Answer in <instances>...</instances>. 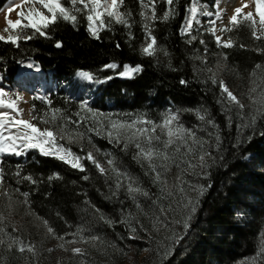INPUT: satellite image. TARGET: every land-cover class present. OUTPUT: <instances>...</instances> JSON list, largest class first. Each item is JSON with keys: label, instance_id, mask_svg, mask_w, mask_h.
Returning <instances> with one entry per match:
<instances>
[{"label": "trees", "instance_id": "obj_1", "mask_svg": "<svg viewBox=\"0 0 264 264\" xmlns=\"http://www.w3.org/2000/svg\"><path fill=\"white\" fill-rule=\"evenodd\" d=\"M8 1L0 0V11ZM202 1L213 4V0ZM125 3L133 9L134 18L139 21L140 17L136 15L139 11L136 0H125ZM189 4L190 0H179L178 15L174 19L155 23L153 34L157 37L158 46L169 53L168 57L159 55L158 60L141 57L138 52L132 50L139 49L144 43V33L139 23L133 25L132 32L135 40L131 42L127 38V29L122 25H115L112 32L106 30L101 32L102 39L99 41L92 39L86 31V21L82 17L78 29H74L66 22H58L51 30V40L36 38L21 42L19 48L0 42V58H2L0 73L6 77V82L9 84L13 81L20 63L27 59H33L57 82L71 80L77 70H87L96 74L101 65L111 61L121 64L129 63L132 66L142 64L144 70L134 80L114 82L118 85L117 98L121 97L120 91L123 88L132 93L134 105L140 106L143 111L151 106L145 104L158 101H170L177 106V110H207L211 118L219 125L223 141L219 154H216L214 149L210 150L216 155H222L224 159L218 160L215 165L207 169V176H201L199 169L196 170V174H192L193 185L194 183L197 187L204 185L205 191L203 196L198 198V207L190 221L191 227L187 233L181 224L176 223L177 220L184 219V214L176 212L173 214L175 223L170 233L161 229L150 234H141L140 226L132 219L131 224L137 227L139 233L135 234L137 239L129 240L127 237L131 233L128 225L117 223L109 227L93 214L91 207L84 203L85 199H88L106 217L115 221L120 220L121 205L115 199H105L108 186L97 172L91 171L90 174L88 172L90 180L83 181L81 179L83 173L71 170L62 162L51 157H43L37 152H29L21 157L12 155L3 157L2 164L7 173L9 191L19 187L21 192H29L30 210L35 214L29 215V209L23 204L18 206L13 214L7 217L9 232L12 231L11 225H14L18 229L14 235H21L26 243L60 241V237L66 235L68 224L80 222V227L93 230L94 235L102 238L104 241L102 249L105 250L107 254L105 257L111 264H116L119 260L118 256L124 251H130L138 257L145 247L148 248L149 253L140 264H241L242 261L257 253L261 234H264V172L257 174L250 170L244 158L248 154H253L260 157L262 163L264 162V119L255 125L254 131L245 129L243 134L237 131L239 121L235 118L232 126H228L221 106L216 102L218 88L211 82H203L207 73L197 74L194 71V68H199L201 65L200 61L193 60L191 57L197 49L198 54L204 55L203 48L198 42H193L192 45L186 44L187 37L179 34L186 7ZM166 9L165 3L157 4V15H162ZM237 39L235 47L221 49V53L227 54L228 61L225 63L229 76L238 84L240 81L236 80V74L244 75L246 71L253 70L257 63L264 64V55L254 50L255 47L264 48V43L258 42L259 44L255 45L254 40L246 34H242L241 38ZM55 41H61L63 47L57 49L54 46ZM116 42L121 44L119 50L115 47ZM129 43L132 45L131 48ZM240 45L245 47L241 48ZM210 46L212 47L213 44ZM181 79L187 80L188 85H181ZM231 79H229L230 82ZM229 85L234 87L231 83ZM49 99L54 107L72 113L74 104L69 101L63 91L52 94ZM39 102L33 100V105L45 106L44 103ZM188 112L194 117L198 136L208 139L207 132L213 130L209 127L207 131H199L201 122L196 118L194 111ZM132 152V147L126 154L117 150V153L123 157L124 163L132 168V171H138L141 186L155 197L156 186L144 176L143 170L138 168L136 162L132 160ZM18 165L22 169V175H31L34 179L43 178L45 182L39 185H33L27 181L17 184L12 173L16 171ZM86 166L90 167L88 163ZM53 173H58L63 180L47 183L46 178ZM175 175L176 172L170 170L167 178L168 188L178 185ZM250 183L256 185L261 191L258 207L254 211L253 220L240 225L236 220V210L243 206V200L248 196V189L244 185ZM209 184L210 188L207 187ZM85 193L87 196L84 195ZM195 197L196 193L193 192L190 198ZM13 198L23 199L18 195ZM146 203L149 204L148 200ZM3 205L4 201H0V207ZM145 206L146 204H143V211H140L142 216L148 213V207ZM124 207L132 213V216L136 214L128 200H125ZM5 215L7 216V211ZM37 216L48 220L49 225L55 230V236L47 234L46 229L35 219ZM78 219H80L79 222ZM173 234L183 235L184 239L179 244H173ZM95 250L102 251L97 247ZM169 250L171 254L165 257V251ZM0 256L7 258V264H19L21 260H24L22 259L24 254L15 251L9 253L0 249Z\"/></svg>", "mask_w": 264, "mask_h": 264}, {"label": "snow or ice", "instance_id": "obj_2", "mask_svg": "<svg viewBox=\"0 0 264 264\" xmlns=\"http://www.w3.org/2000/svg\"><path fill=\"white\" fill-rule=\"evenodd\" d=\"M23 2L30 5L27 12L19 11V18L15 21L6 19L7 27L4 32L9 34L7 36L0 34V42L19 48L21 42L36 38L51 40V30L58 22H66L74 29H78L81 17L86 21V31L92 39L99 41L102 39L101 32L105 30L112 32L115 25H122L127 29V38L131 42L135 40L132 32L133 25L139 23L144 33V43L139 49L133 48L132 50L138 52L141 57L157 60L159 55L168 57L169 53L166 49L158 46L157 37L153 34L155 23L174 19L178 15L177 7L179 5V0H136L139 6L136 15L140 17V20L137 21L134 18L133 9L126 5L125 0H23ZM161 2L167 5V9L158 16L157 4ZM218 2L219 0H213L212 7H217ZM255 4L258 21L252 12L244 14L242 21L238 20L242 8L237 7L234 10L235 14L230 17L229 25L217 27L216 20L221 15L220 11H210L209 5L202 4L200 0H190L179 29V34L182 37H187L186 44L192 45L193 42L198 41L199 44L204 45V55L198 54L199 50L197 49L191 57L193 60L200 61L201 65L199 68H194V71L197 74L207 73L203 82H211L214 87L218 88L216 102L221 106L229 127L234 123V118L239 121L237 131L240 134H243L245 129L254 131L257 122L264 119V88H260L257 83L258 73L261 83H264V64L257 63L250 73L253 86L248 91L250 103L245 105L230 90L225 81L219 78L220 71L224 70L221 64L217 63L215 68L209 66L207 42L199 37L210 34L214 38L217 48L230 49L235 47V42L231 36L224 39V34L232 32L241 24H246L251 30V36L256 41H264V0H255ZM37 5L40 7L38 8ZM15 7L22 8V5L16 4ZM7 11L11 13L13 8L9 7ZM200 17L209 18L206 26L201 24ZM25 20L27 23L22 24V21ZM17 29L18 31H16ZM54 46L60 49L63 47V43L55 41ZM115 47L119 50L121 44L116 42ZM129 47H132L131 43H129ZM240 47L243 48L244 45H240ZM254 50L264 55V48ZM223 59L227 60V54H224ZM27 67L33 68L34 65L29 63ZM143 70L142 64L132 66L129 63L121 64L111 61L101 65L99 71L111 72L112 75L101 78L91 71L77 70L76 76L92 84H103L114 78H135ZM188 83L185 79L180 80L181 85L187 86ZM22 99L23 97L19 94L10 93L0 86V109L6 110L0 111V201H4L3 207H0V249L9 253L15 251L20 254L28 252L33 256L36 255L35 245L26 243L21 235H14L18 232L14 225H11V232L7 230L9 226L7 217L11 216L21 204L29 209V215L34 216L35 214L30 210L29 192H21L19 187L9 191L7 173L2 164L3 157L6 155L21 157L31 151H36L43 157L54 158L69 169L83 173L81 176L83 181L90 180L85 161L93 166L108 186V194L105 199H115L121 205L120 220L115 221L106 217L88 199H85L84 203L91 207L93 214L109 227H113L117 223L128 225L131 233L127 237L129 240L137 239L135 235L137 227H133L131 224L133 216L124 207L125 200L132 201L137 210L143 211L140 197L151 200L154 219L163 228L169 227L168 214L174 212L175 208H182L184 219L177 220L176 223L181 224L187 233L191 227L190 221L198 207V198L203 196L205 186H190L196 193L195 198L187 197L185 186H179L178 202L174 208L172 199L177 196V188H168L166 175L175 166L182 173L191 171L196 174V170L199 169L201 176H207L206 170L215 165L218 160L224 159L222 155H216L221 152L223 144L219 125L211 118L206 109L168 111L157 122L146 114L129 116L128 119L113 118V114L96 110L87 101L81 102L77 111L69 113L65 109L54 107L50 99L42 96L35 98L45 104L42 114L32 115V119L27 120L17 118L23 111L18 107V101ZM31 111H36L35 105ZM183 111H194L196 118L201 122L199 131H207L209 127L213 130L207 132L208 139L198 137L195 126L185 127L181 122ZM94 137L106 140L114 150L119 149L125 154L129 152L130 147H134L135 152L132 159L141 167L144 176L149 177L152 184L159 188L160 195L153 197L148 190L141 186L137 177L118 166L112 152L102 151L93 143ZM73 144L78 145L83 154L73 151L71 147ZM85 144L94 151L86 150ZM210 149H214L216 154ZM98 157H103L104 162L102 163ZM12 175L17 184L27 181L33 185H39L45 182L43 178L34 179L31 175H22L19 165ZM55 180H63V177L58 173H53L46 178V182L49 184ZM207 187L210 188L211 185L209 184ZM121 193L124 194V199L120 198ZM16 195L23 199H14L13 197ZM84 195L87 196L86 193ZM164 201H168V203L165 204ZM5 211H7V216ZM35 219L42 224L47 234L55 236V230L49 225L48 220L38 216ZM140 227L142 228V225ZM84 232V228L77 227L76 232L71 235H78L80 241L93 246L97 243L104 245L101 237L97 235L85 236ZM60 239H63V236ZM183 239V235L173 234V244H179ZM48 251L51 252L52 249ZM72 252L80 257L87 256L86 250L79 247L73 248ZM170 254V250L165 251L164 256L167 257ZM0 264H7V258L0 256ZM241 264H264V234H261L257 253L242 261Z\"/></svg>", "mask_w": 264, "mask_h": 264}, {"label": "rangeland", "instance_id": "obj_3", "mask_svg": "<svg viewBox=\"0 0 264 264\" xmlns=\"http://www.w3.org/2000/svg\"><path fill=\"white\" fill-rule=\"evenodd\" d=\"M222 0H219V2ZM237 2L240 1L239 4H241L240 8H242V12L238 15V20H243L244 14L247 12H252L254 15V18L258 21L259 17L256 15V4L255 0H236ZM202 4L209 5V10L210 11H220L221 15L220 17L216 20L217 27H220L221 25H229V20L230 17L235 14V12H229V11H223L218 7L213 8L211 4L206 3L202 0H200ZM218 2V3H219ZM162 3V2H161ZM16 4H21L22 8H16ZM159 4V3H158ZM166 5V4H165ZM246 5V7H245ZM30 5L25 4L23 0H10L6 6L0 11V34L7 36L9 33H5L4 29L7 27L6 25V19H11L15 21L18 19V12L19 11H25L27 12V9ZM167 6V5H166ZM12 7L13 11L11 13H8V8ZM39 8L40 6L37 5ZM43 10V9H41ZM201 19V24L206 26L207 25V20L209 18L206 17H200ZM23 23H27V21H22ZM11 31V30H10ZM18 31V29L16 30ZM194 35L196 34L195 32L193 33ZM219 34V33H218ZM242 34H246L250 36L254 40L255 45L259 44L258 42H263L264 41H256L252 36H251V30L246 26V24H241L237 29H233L232 32L224 34V39H227L229 36H231L234 40H238L237 38H241ZM259 34V33H258ZM199 38L204 39L207 42V48H208V53H207V59L209 62V66L215 68V65L217 63L221 64L222 71L219 73V77L225 81V83L229 86L230 90L233 91L234 94L238 96V98L245 104L248 105L250 103L248 99V91L249 89L253 86L250 80V73L253 70H248L244 75L236 74V80L240 81L237 83L233 82L232 79L230 78V73L227 70L228 67L226 65L225 61L223 59V53H221L222 48H217L214 42V38L210 34H204L200 36ZM198 42V41H196ZM209 42V43H208ZM210 44H213L211 47ZM203 49L204 45L199 44ZM245 47V45H244ZM243 47V48H244ZM259 47H255L257 49ZM232 49V48H230ZM220 51V52H219ZM210 58V59H209ZM33 64V68H28L27 64ZM98 76L101 78L106 76V75H112L111 72H100L96 73ZM138 75L135 76V78ZM135 78H114L106 83L103 84H92L88 81H85L81 79L80 77L76 76L72 78L71 80L63 81V92L64 94L68 97L69 101L74 104V109L73 111L78 110V105L83 102L87 101L88 104L99 111H102L104 113H111L113 114V118L119 117L120 119H128L129 116L135 117L137 115L141 114H146L149 118L159 122L161 117L168 111H177V106H175L173 103L170 101H158L155 103H147L145 104L146 106L151 105L148 107L146 111H143L140 109V106H136L133 103L132 99V93L128 91L127 89H123L120 91L121 97L117 98L118 96V85H116L114 82H129L134 80ZM231 79V82L229 81ZM242 79V81L240 80ZM4 77L0 74V86H3L7 91L10 93H16L19 94L21 97H23L22 100L18 101V107L20 109H23V111L20 113V115L17 118H22V119H27L31 120L32 115L36 114H42L43 110L45 109V106H43V102L40 99H35L36 97H47L53 92L57 91L58 88L47 76V74L40 68V66L33 60L27 59L20 63V66L18 68V74L13 80L12 84H6ZM229 83L233 84L234 87H230ZM257 83L260 85V88H264V83H261L260 80V74L258 73L257 76ZM259 90V89H258ZM15 98V97H13ZM61 99V98H60ZM33 100L40 101L39 103L42 104V107L35 106L36 111L32 112L33 108ZM144 109V108H143ZM0 111H6L5 109H0ZM72 111V112H73ZM15 115V113H13ZM193 115L190 114L188 111L182 112L181 114V122L185 125L187 128H192L195 124L194 117ZM36 122V121H33ZM260 123V120L257 122V124ZM43 127L44 125H40ZM198 136V134H197ZM199 137V136H198ZM66 143V142H64ZM93 143L99 147L102 151H110L113 153V155L116 157L117 164L120 168L126 169L129 173H131L133 176L137 177L140 180V177L138 175V171L135 172L134 170L132 171L128 165L124 163V159L117 153L118 149H113L111 145L108 144V142L104 139H101L99 137H94L93 138ZM73 151L77 152L78 154H83L80 152V148L78 145L73 144L72 146ZM85 149L86 150H93L91 149L90 146L85 144ZM132 155L135 152L134 147H132ZM31 152H36V151H31ZM131 155V158H132ZM8 156V155H6ZM98 159L101 160V162H104L103 157H98ZM133 160V159H132ZM134 161V160H133ZM135 162V161H134ZM245 164L248 165L249 169L256 172L257 174H262L264 172V166L263 163L260 161V157L257 155L253 154H248L244 158ZM88 162L85 161V165ZM90 165V164H89ZM136 165L138 168L140 167L137 163ZM87 167V166H86ZM90 172H97V170L90 165V167H87ZM141 168V167H140ZM139 170V169H137ZM171 170H174L176 172L177 176L176 178L178 181L176 182V186H172L177 188V196L172 199V204L173 207L175 208L176 203L178 202V188L181 185L185 186V195L187 197H191L193 195L192 187L190 186H195V183L193 185V178H192V172L191 171H186L184 173L181 172V170L177 169L175 166ZM170 172V171H169ZM166 175V180L168 178V174ZM98 174V172H97ZM99 175V174H98ZM149 178V177H148ZM150 179V178H149ZM168 184V183H167ZM246 189H248V196L243 200V203L239 209L236 210V220L240 225H245L249 222H251L254 218V211L258 207V199L260 196V192L257 189L256 185H252L251 183L248 185H244ZM157 188V194L156 196L160 195L159 188ZM171 189V188H170ZM124 194L121 193V199L123 198ZM148 199L144 197H140V203L141 205L146 204L145 207H148V213L142 216L140 214V210H137L135 208V205L132 203V201L128 200L131 206L134 207L136 214L133 215V222L137 224L138 226L142 225V228L140 227L141 234L147 233L150 234L151 232L158 231L163 229L165 232H169L172 230L173 225L175 223L173 214L176 212H181L184 214V211L182 208H175L174 212H170L168 214V223L169 227L168 228H163L160 226L156 220L154 219V212H153V207L151 204V201L148 200L149 204L146 203ZM165 204L168 203V201H164ZM158 215V213H156ZM80 219H78V222ZM80 222L76 224H68L66 226V235L63 236V239H60V241L52 240L48 242H43V243H33V242H28L33 245H35V251L36 255L33 256L31 253L25 252L24 260H21L19 264H111L109 260L105 257L107 254H105V250L102 248L104 245H95L93 246L90 243H84L80 241L78 235H71L72 233L76 232L77 227H80ZM139 233V231H137ZM94 231L92 230H85L84 235H94ZM142 236V235H141ZM70 241H75V242H70ZM106 244V243H105ZM63 245V247H61ZM144 246V245H143ZM82 248L86 250L87 256L86 257H80L78 255H74L72 252L73 248ZM97 249L102 250L101 252H98ZM52 249L51 252L48 250ZM145 249H148L147 247L144 248V250L140 253L138 257H135L132 252L130 251H124L122 254H120L119 260L116 264H140L143 259L148 255L149 250L145 251ZM99 253V254H98ZM105 254V255H104Z\"/></svg>", "mask_w": 264, "mask_h": 264}, {"label": "bare ground", "instance_id": "obj_4", "mask_svg": "<svg viewBox=\"0 0 264 264\" xmlns=\"http://www.w3.org/2000/svg\"><path fill=\"white\" fill-rule=\"evenodd\" d=\"M236 0H222L220 1L219 8L223 11H229V12H234L235 8L240 7L241 4H239Z\"/></svg>", "mask_w": 264, "mask_h": 264}]
</instances>
